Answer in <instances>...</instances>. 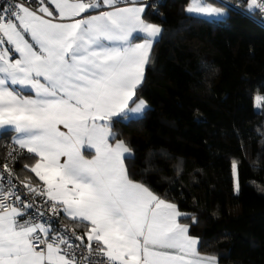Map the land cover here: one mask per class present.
Here are the masks:
<instances>
[{
	"label": "snow or ice",
	"instance_id": "obj_1",
	"mask_svg": "<svg viewBox=\"0 0 264 264\" xmlns=\"http://www.w3.org/2000/svg\"><path fill=\"white\" fill-rule=\"evenodd\" d=\"M120 4L0 0V129L38 158L25 167L42 182L28 177L24 192L0 189V264H218L200 254L177 205L125 166L131 149L116 140L113 123L147 109L137 89L162 28L144 19V6ZM102 7L108 10L91 14ZM249 8L264 9V0ZM187 12L224 14L204 0H191ZM18 149L8 157L15 160ZM231 168L236 176L235 161ZM61 213L83 235L54 228Z\"/></svg>",
	"mask_w": 264,
	"mask_h": 264
},
{
	"label": "trees",
	"instance_id": "obj_2",
	"mask_svg": "<svg viewBox=\"0 0 264 264\" xmlns=\"http://www.w3.org/2000/svg\"><path fill=\"white\" fill-rule=\"evenodd\" d=\"M189 1L146 5L144 19L162 28L137 89L148 107L114 120L113 132L131 149L130 177L177 205L201 255L264 264V108H255L264 98V18L248 0H230L236 8L205 0L228 8L221 20L187 14ZM7 142L11 132L1 135V160ZM31 160L22 152L11 164L20 182L37 184Z\"/></svg>",
	"mask_w": 264,
	"mask_h": 264
},
{
	"label": "built area",
	"instance_id": "obj_3",
	"mask_svg": "<svg viewBox=\"0 0 264 264\" xmlns=\"http://www.w3.org/2000/svg\"><path fill=\"white\" fill-rule=\"evenodd\" d=\"M37 0H26L27 3L34 5L36 3ZM151 0H143V3L145 5L149 4ZM216 2H219L220 4L224 5V6H231L233 8H236V5L234 3H232L230 0H214ZM3 2H7V3H15L16 0H3ZM124 0H121V3H123ZM259 2V0H258ZM257 14L261 17L264 18V9L261 10H257L255 9ZM4 149H5V157L1 160L0 159V189H4L6 190L7 187L12 184L15 185V187L21 191L24 192L25 189L23 188V184L18 180V177L15 174V170L12 167V158L8 157V152L11 151L13 148H17L18 147L16 145H14L13 142H7L3 144ZM22 150H17V152L14 153V155L16 157H19L20 153H22ZM8 164L9 167L12 170L13 175L9 176L8 172H6L4 170V164ZM36 201V205L40 208H43L44 210L47 209V205L43 204V198L41 197H36L35 198ZM51 216V213H47V215L45 216V219H48ZM54 223H53V227L56 229H63V228H67L69 231H71L73 228H71L70 226H68L67 224L63 223L61 220V215L59 217H54L52 218ZM77 233V232H76ZM78 234V233H77ZM73 241L74 243H79V241H75L74 237H73Z\"/></svg>",
	"mask_w": 264,
	"mask_h": 264
},
{
	"label": "crops",
	"instance_id": "obj_4",
	"mask_svg": "<svg viewBox=\"0 0 264 264\" xmlns=\"http://www.w3.org/2000/svg\"><path fill=\"white\" fill-rule=\"evenodd\" d=\"M36 4H38V0L36 1V3L33 5L34 7H35V5ZM132 4H135V6H144V7H146L145 6V4L143 3V1L142 0H124V2L123 3H121L119 6H127V5H132ZM249 6V5H248ZM51 7V6H50ZM102 10H108L107 8H101V9H98V10H96V9H94V10H91V14H96L98 11H102ZM88 13H85L84 15H87ZM143 17H144V13H143ZM136 34H134V36H135ZM160 37V36H159ZM159 37L157 38V40L159 39ZM157 40L154 42V44H153V47H154V45H155V43L157 42ZM139 42H142V40L141 39H134L133 40V43H139ZM7 46V45H6ZM153 49V48H152ZM152 51V50H151ZM150 55H151V53H150ZM146 67H147V65L145 66V69H146ZM11 86V85H10ZM11 87H14V88H17V89H19V86L18 85H16V86H11ZM140 87V86H139ZM23 92L25 93V94H31V95H34V93L33 92H30V90H28V89H23ZM7 133V132H11L12 133V142H13V138H14V136H15V133L11 130V129H0V138H1V135L3 134V133ZM18 147V146H17ZM23 152H25L26 154H27V156L29 157V158H31L32 160L30 161V164H29V166H32L34 163H35V160L36 159H38L37 157H35L34 156V154H30V153H27V150L26 149H24V150H22ZM90 158V157H89ZM34 174V173H33ZM34 176H35V174H34ZM36 179H37V181L39 182V183H41L42 184V182H40L39 180H38V177H36ZM62 216H63V218H64V220H67V221H73V220H71V219H69V218H67V217H65L64 216V214L62 213ZM190 235V234H189ZM191 236V235H190ZM193 237V236H192ZM195 238V237H194ZM197 239V238H196ZM198 240V239H197ZM85 243H86V239H85ZM197 248L199 249V240H198V246H197Z\"/></svg>",
	"mask_w": 264,
	"mask_h": 264
},
{
	"label": "rangeland",
	"instance_id": "obj_5",
	"mask_svg": "<svg viewBox=\"0 0 264 264\" xmlns=\"http://www.w3.org/2000/svg\"><path fill=\"white\" fill-rule=\"evenodd\" d=\"M248 1H249V2H248V5H250L251 0H248ZM190 2H191V0L189 1V3L187 4V6L185 7V12H186L187 14L197 15V16H199V17L207 18V19H210V20H213V19H215V20H221V19H223L224 17L227 16L228 8H225V7H222V6L215 5V4H213V3H211V2H207V1H205V0H204L205 3H210V4H212L214 7L222 8L224 14L221 15V16H208V15H204V14L189 13V12H187V7L189 6ZM145 6H146V5H145ZM251 9H252V8H251ZM257 98H259V100H258ZM255 108H256L257 111H259L260 108H264V98L255 97ZM142 115H143V114H141V115L129 114V117H130V118H137V117H140V116H142Z\"/></svg>",
	"mask_w": 264,
	"mask_h": 264
},
{
	"label": "bare ground",
	"instance_id": "obj_6",
	"mask_svg": "<svg viewBox=\"0 0 264 264\" xmlns=\"http://www.w3.org/2000/svg\"><path fill=\"white\" fill-rule=\"evenodd\" d=\"M143 1V0H142Z\"/></svg>",
	"mask_w": 264,
	"mask_h": 264
}]
</instances>
